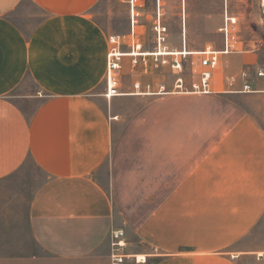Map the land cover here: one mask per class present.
<instances>
[{"label": "crops", "instance_id": "0c3cea01", "mask_svg": "<svg viewBox=\"0 0 264 264\" xmlns=\"http://www.w3.org/2000/svg\"><path fill=\"white\" fill-rule=\"evenodd\" d=\"M100 1L0 0V264H109L113 228L146 258L127 264H264V78L163 92L152 56L123 57L107 99ZM27 160L23 212L4 181Z\"/></svg>", "mask_w": 264, "mask_h": 264}, {"label": "rangeland", "instance_id": "374dc122", "mask_svg": "<svg viewBox=\"0 0 264 264\" xmlns=\"http://www.w3.org/2000/svg\"><path fill=\"white\" fill-rule=\"evenodd\" d=\"M156 4L157 0H142L138 3V11L143 15L138 17L140 20L134 27L137 37L129 36L124 43L130 46L141 39L144 47L151 49L154 40L151 28L158 24L163 38H160L161 49L179 52L173 54L175 56H167L168 63L161 64L160 59L156 62L159 65V82H164V88L159 87V91L191 90L192 83L199 81L202 68L199 66L200 56L195 52L208 45L221 49L222 35L219 27L225 13L235 19L236 35L242 41V50L246 52L223 55L214 77L220 81L221 78L224 80L229 76H237L233 70L240 65L241 72H247L249 76L257 69L264 70L263 0H158V17L151 21L150 15L155 11ZM95 13L96 19L110 28L112 36L130 33L129 5L126 0H101ZM107 14L110 15L109 18ZM117 42L115 40V44ZM184 49L194 53H181ZM179 54H184L185 57ZM172 58L180 60V69L171 68ZM191 61L194 63L191 64ZM262 124L264 125V117ZM43 181L44 175L27 160L20 171L4 181V191L7 193L10 190V195L13 194L12 198L16 200L20 210L25 212L28 199Z\"/></svg>", "mask_w": 264, "mask_h": 264}, {"label": "built area", "instance_id": "2783aa9c", "mask_svg": "<svg viewBox=\"0 0 264 264\" xmlns=\"http://www.w3.org/2000/svg\"><path fill=\"white\" fill-rule=\"evenodd\" d=\"M129 5V15H130V36L134 35V25L137 22V18L141 16V11H138V3L142 0H126ZM158 4V2H157ZM156 17H158V12ZM158 22V20H156ZM153 28L156 32V46L155 50L149 54H143L138 49V45L135 48L134 45H128L127 51L120 50L121 41L118 36L111 37L112 48L106 55L105 62V91L104 96L108 99L119 93V76L120 70L122 67V58L130 57L131 65L137 63H146V56H152L155 62H158L160 59L161 64L168 63L167 56L170 55H158L157 52L160 49V28L159 25H153ZM219 32L222 35L221 49H214L210 45L205 46L202 50L197 51V55L200 56L199 66L202 68V71L199 72V81L193 82L191 86L192 92L197 93H210V92H219V91H231V92H254L255 89L252 88L249 82V76L247 72H241L240 76H229L223 80L221 85L220 81L214 77V72L217 70L221 57L230 53H240L242 52V41L237 38L236 35V25L235 19L228 16L227 13L223 16V21L219 27ZM115 40H118L115 44ZM129 40V39H128ZM163 40V38H162ZM182 57H185L184 54ZM171 63L172 69H180L181 63L180 60L172 58ZM194 62L191 61V64ZM255 77L264 78V70L257 69L254 72ZM180 80V79H179ZM240 83L239 87H236V83ZM138 87V83L134 85ZM222 87V89H217ZM110 252H109V264H127L129 261L134 260L135 262H145V256L130 254L126 252V238L125 232L120 228H113L110 230Z\"/></svg>", "mask_w": 264, "mask_h": 264}, {"label": "bare ground", "instance_id": "6f19581e", "mask_svg": "<svg viewBox=\"0 0 264 264\" xmlns=\"http://www.w3.org/2000/svg\"><path fill=\"white\" fill-rule=\"evenodd\" d=\"M263 5H264V0H263ZM160 48H161V47H160ZM159 50H160V49H159ZM159 50H158V52H157L158 55H169V54H176V53H179L178 51H175V52L165 51V52H167V53H163V52H161V51H159ZM181 53L192 54V53H194V52H193V51H188V50L184 49L183 51H181ZM195 53H197V51H196Z\"/></svg>", "mask_w": 264, "mask_h": 264}]
</instances>
